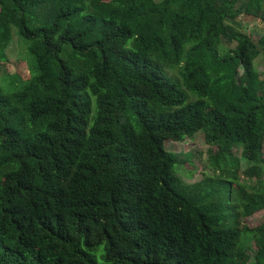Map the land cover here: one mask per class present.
<instances>
[{
	"label": "trees",
	"instance_id": "16d2710c",
	"mask_svg": "<svg viewBox=\"0 0 264 264\" xmlns=\"http://www.w3.org/2000/svg\"><path fill=\"white\" fill-rule=\"evenodd\" d=\"M241 15L264 0H0V58L15 30L33 60L0 84V264H247L251 243L264 264V34ZM199 134L219 174L187 185L164 144Z\"/></svg>",
	"mask_w": 264,
	"mask_h": 264
},
{
	"label": "rangeland",
	"instance_id": "374dc122",
	"mask_svg": "<svg viewBox=\"0 0 264 264\" xmlns=\"http://www.w3.org/2000/svg\"><path fill=\"white\" fill-rule=\"evenodd\" d=\"M237 24V29L247 34L253 41L258 40L264 34V23L252 18V16H239ZM32 63L33 60L28 51V46L19 38L17 32L14 30L12 42L5 51V58H0V84L7 90L19 88L21 83H23L20 80H27L30 77ZM255 69L260 74L264 73V59L256 60ZM164 146L167 152L182 157L186 162L173 167L176 176L185 184L193 185L208 177L215 178L219 174V172L214 171L209 161L210 153L216 150L205 144L203 134H199L182 143L166 142ZM233 153L235 158L239 160L236 184L249 190V186L256 183L257 179L253 175L247 176L244 173L251 166V163L241 159L240 151L235 150ZM221 196L224 198V193L221 192ZM263 220L264 214L257 213L247 220L246 225L249 227L259 226ZM248 247L250 249L247 251L249 255L247 264H254L253 244H249Z\"/></svg>",
	"mask_w": 264,
	"mask_h": 264
}]
</instances>
